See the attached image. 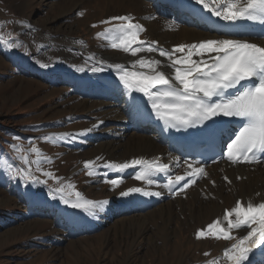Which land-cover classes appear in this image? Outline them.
<instances>
[{
    "label": "bare ground",
    "instance_id": "obj_1",
    "mask_svg": "<svg viewBox=\"0 0 264 264\" xmlns=\"http://www.w3.org/2000/svg\"><path fill=\"white\" fill-rule=\"evenodd\" d=\"M41 1L51 10L55 9L57 14L28 19L31 30L40 34L42 46L40 53L32 57L35 65L32 68L27 64L22 65L21 69L32 77L44 80L49 86L47 91H63L62 103L73 109L81 108L85 112L86 120L79 133L84 129H92L83 135L85 153L89 154L85 160L102 158L98 161L96 177L92 183L98 187L110 179H119L121 183L115 190H104L103 200H107L108 204L103 211L97 210L95 215L31 192L26 197V205L33 223L50 221L60 234L57 241L78 238L106 228L122 232L130 238L151 241L157 250H161L163 246L175 242L180 229L190 231L193 238L198 239L196 231L206 230L208 224L222 218L224 211L234 207L238 199L245 205L249 201L259 203L264 200V163L240 165L218 162L204 165L208 175L199 178L183 193L173 196L164 185L168 183L169 176L174 179L177 174L184 173L186 164L168 148L167 143L162 141V133L155 129L154 124L160 120L149 110L147 97L138 92L129 93L114 70L108 67V64L120 63L131 68L132 61L143 55L161 60V70L171 73L174 70L167 66V59L160 57L158 52H142L134 57L130 53L108 47V41L102 38L95 43H81V37L75 35L81 22L69 18L76 15L85 2L94 0ZM120 1L124 5L121 8L108 1L104 7L105 17L130 15L134 22L143 25L145 29L140 33L141 40L157 41L158 46L166 50L182 43H198L210 38L242 39L264 47V39L224 36L206 30L193 20L189 19L188 25L180 21L181 17L188 18L190 10H198L202 15H211L220 20L195 0H176L184 7L182 13L168 7L166 0L158 4L156 0ZM15 7L20 10L25 5L18 0ZM126 8L132 10L126 12ZM259 24L248 21L247 26L255 27ZM204 58L207 59V55ZM193 59L198 60L200 57L194 56ZM101 60L104 62V71H91L92 67H101L97 63ZM93 125L96 127L93 128ZM157 157L160 163L168 164L169 168L166 172L151 173L149 178L155 181L152 185L135 179L141 171L139 166L119 173L105 167L106 162L122 163L133 158L152 160ZM175 157L179 159H173ZM225 176L230 183L225 181ZM130 187L159 191L162 195H119L120 191ZM223 226H227L226 222ZM249 230L247 227L231 230L233 239L222 241L218 255H200L192 258L190 264H207L218 257L221 258L219 264H225L223 250L242 239ZM200 239L203 241L205 237ZM243 264H264V245L253 248L249 259Z\"/></svg>",
    "mask_w": 264,
    "mask_h": 264
},
{
    "label": "snow or ice",
    "instance_id": "obj_2",
    "mask_svg": "<svg viewBox=\"0 0 264 264\" xmlns=\"http://www.w3.org/2000/svg\"><path fill=\"white\" fill-rule=\"evenodd\" d=\"M195 2L222 21L233 24L237 21H251L264 25V0H195ZM101 23L108 27L96 33V36L108 41V47L130 53L134 57L142 52H158L160 57L166 58L169 62L167 66L174 70L166 73L161 70V60L146 58L143 55L132 61L131 68L120 63L108 64L129 93L138 92L147 97L152 112L166 126L165 131L168 128L179 130L198 125L210 129L217 123L215 118H239L241 126L235 132L234 138L230 137L224 157L234 164L264 162V47L242 39L210 38L198 43H182L171 50H166L159 47L157 41L141 40L140 33L145 29L143 25L134 22L130 15L113 16ZM0 43L9 49L18 46L4 35H0ZM213 53L214 55H211ZM206 55L207 59L204 58ZM194 56L200 59H193ZM97 63H100L101 67H92L90 70L104 71V62L101 60ZM94 127L96 125H93ZM90 131L91 128L84 129L71 138L76 139ZM68 137V133H56L43 139L56 143ZM30 150L36 154L37 159L29 161L27 156H21L26 164L39 165L41 160L50 162L49 157L42 154L35 145ZM101 159L97 157L96 160L83 162L88 176L96 175L95 169ZM184 163L186 164L184 175H177L174 179L169 176L168 183L164 185L173 196L183 193L196 180L208 175L202 163L188 160ZM137 166L141 171L136 174L135 179L143 180L148 185L155 183L149 178L151 173L166 172L169 168L168 164L160 163L158 157L152 160L133 158L122 163L105 164V167L118 173ZM11 171L21 182H44L35 177L30 170L18 168ZM37 171H40L39 167ZM43 174L52 176V173L47 171ZM186 177L187 182L180 187V182ZM53 178L59 180V177ZM224 179L231 182L227 176ZM106 182L116 188L121 180L110 179ZM132 193H141L144 196L162 195L159 191L140 187L127 188L120 191L119 195L127 197ZM50 194L59 196L64 204L81 209L89 215H95L97 210L103 211L108 204L107 200L86 199L70 183L61 184L60 187L52 189ZM225 222L226 227L223 226ZM244 227L250 228L247 235L233 243L231 247L225 248L222 257L225 264H243L249 259V253L253 248L264 245V200L259 203L249 201L246 205L241 200H236L235 206L230 210L226 209L222 218L208 224L206 230L198 229L195 235L198 239L211 236L230 240L233 239L230 235L231 230ZM207 255L208 253H205V256ZM220 259L218 257L210 260L207 264H219Z\"/></svg>",
    "mask_w": 264,
    "mask_h": 264
},
{
    "label": "rangeland",
    "instance_id": "obj_3",
    "mask_svg": "<svg viewBox=\"0 0 264 264\" xmlns=\"http://www.w3.org/2000/svg\"><path fill=\"white\" fill-rule=\"evenodd\" d=\"M20 1L25 7L19 10L15 7L18 0H0V35L18 45L9 49L0 43V264H190L192 258L205 253L218 255L223 238L206 236L200 241L185 229H180L174 243L157 250L151 241L130 238L106 228L57 241L60 234L50 221L39 224L31 221L26 205V197L31 192L62 202L50 192L61 184L70 183L76 191L86 195V199L103 200L104 190L118 187L113 188L107 182L100 187L94 185L96 175L88 176L83 166L89 156L85 153L84 136L71 137L82 128L85 112L62 103L63 91H47L49 86L44 80L21 69L22 65L30 68L35 65L32 57L40 53L42 46L40 34L31 30L28 19L54 16L57 12L41 0ZM108 1L120 8L124 6L120 0L88 1L76 15L70 16L69 19L81 22L75 35L81 37L82 43L98 42L100 38L96 33L108 27L101 23L109 19L105 17L104 8ZM56 133H68L69 137L56 143L43 139ZM33 145L49 157L50 162L26 164L21 156H27L29 161L37 159L30 150ZM18 168L30 170L44 182H21L11 171ZM46 171L52 176H45Z\"/></svg>",
    "mask_w": 264,
    "mask_h": 264
}]
</instances>
